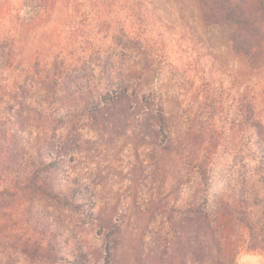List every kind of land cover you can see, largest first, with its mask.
<instances>
[{
    "label": "trees",
    "instance_id": "1",
    "mask_svg": "<svg viewBox=\"0 0 264 264\" xmlns=\"http://www.w3.org/2000/svg\"><path fill=\"white\" fill-rule=\"evenodd\" d=\"M175 2L181 18L195 17L199 35L226 29L233 69L264 70V0ZM120 31L103 47L74 41L71 56L37 57L35 84H0V203L25 221L22 252L53 264H115L111 238L123 219L117 210L103 214L100 158L89 140L126 135L133 159L130 151L125 159L138 178L131 198L151 216L138 229L155 225L153 264H237L243 250L264 254V127L252 105L244 96L237 110L256 128V150L222 152L229 162L218 170L227 135L216 124L215 96L203 94L196 112L186 108L177 89L151 84L166 63L162 49ZM63 214L94 222L92 260L82 239L72 247L60 239L79 228Z\"/></svg>",
    "mask_w": 264,
    "mask_h": 264
},
{
    "label": "rangeland",
    "instance_id": "2",
    "mask_svg": "<svg viewBox=\"0 0 264 264\" xmlns=\"http://www.w3.org/2000/svg\"><path fill=\"white\" fill-rule=\"evenodd\" d=\"M179 10L175 0H0V46L6 56L0 63V84H35L30 78L37 57L51 59L57 53L71 56L74 41L85 46L89 40L103 47L125 28L131 35L148 39L156 46V52L162 49L165 55L166 63L152 76L151 84L177 89L192 112L203 107V94H212L218 101L215 111L219 112V130L225 128L227 137L243 136V145H236L227 137L222 139L219 170L229 162L225 151L256 150V128L243 122L237 106L245 96L252 105L254 122L258 120L264 127V70L233 69L226 55V29L200 31L199 35V30H194L195 17L188 14L181 18ZM195 90L197 100H193ZM103 136L91 137L89 145L90 154L100 158L103 214L117 210L114 216L123 219L111 238L116 244L115 264H153L155 225L152 221L146 228L138 229L144 219L151 221V216L138 214L143 207L137 208L138 203L134 204L131 198L133 180L138 178L125 159L128 151L133 159V152L128 149L129 136L113 135L111 140ZM9 206L8 201L0 203V264H53L22 252L19 241L26 224L20 210L12 214ZM62 216L66 222L79 226L75 237L65 233L60 238L62 242L72 247L77 239H82L87 245V258L92 260L99 246L94 222L91 224L88 217L80 219L76 214ZM134 220L138 222L133 223ZM236 263L264 264V254L243 250ZM56 264L69 263L61 260Z\"/></svg>",
    "mask_w": 264,
    "mask_h": 264
}]
</instances>
